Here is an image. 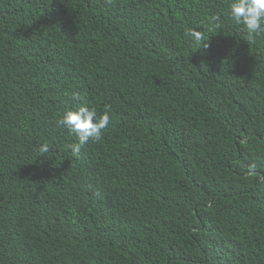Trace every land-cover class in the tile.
<instances>
[{"label":"trees","instance_id":"1","mask_svg":"<svg viewBox=\"0 0 264 264\" xmlns=\"http://www.w3.org/2000/svg\"><path fill=\"white\" fill-rule=\"evenodd\" d=\"M230 3L0 0V264H264V33ZM80 104L111 119L77 158Z\"/></svg>","mask_w":264,"mask_h":264},{"label":"clouds","instance_id":"2","mask_svg":"<svg viewBox=\"0 0 264 264\" xmlns=\"http://www.w3.org/2000/svg\"><path fill=\"white\" fill-rule=\"evenodd\" d=\"M230 17L237 25H241L243 30L252 39L256 35L264 33V0H231ZM219 16L213 17L214 21H219ZM186 35L194 38L197 42L204 41L203 34L192 29ZM73 99L80 101L79 94L74 93ZM111 119L110 110L99 114L97 109L88 105L80 104L74 109L66 111L57 124L66 128L76 137V142L69 147L73 156L79 157L81 150L89 141L97 142L103 137L105 129L108 127ZM48 142L40 145L38 151L43 155L49 152ZM100 196V192L95 193Z\"/></svg>","mask_w":264,"mask_h":264}]
</instances>
